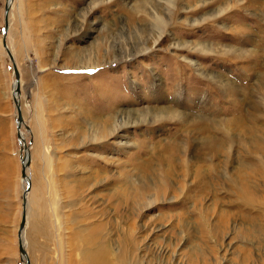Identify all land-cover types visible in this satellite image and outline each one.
I'll return each mask as SVG.
<instances>
[{
    "label": "rangeland",
    "instance_id": "rangeland-1",
    "mask_svg": "<svg viewBox=\"0 0 264 264\" xmlns=\"http://www.w3.org/2000/svg\"><path fill=\"white\" fill-rule=\"evenodd\" d=\"M93 1L0 0V264H264V0Z\"/></svg>",
    "mask_w": 264,
    "mask_h": 264
},
{
    "label": "bare ground",
    "instance_id": "bare-ground-1",
    "mask_svg": "<svg viewBox=\"0 0 264 264\" xmlns=\"http://www.w3.org/2000/svg\"><path fill=\"white\" fill-rule=\"evenodd\" d=\"M10 1L11 0H6V6H10ZM96 1V0H95ZM95 1H93L92 3V6L95 5ZM103 1H100L99 3H102ZM150 0H144L143 1V4H147L149 3ZM136 5V4H135ZM137 10L138 12H144L141 8V5L137 4ZM94 7V6H93ZM91 7V9L93 8ZM131 14H135L134 13V7H131ZM135 9V10H136ZM5 13V11H4ZM8 14V12H7ZM94 26H97V23H89L88 25V28L85 29L83 28L82 30L80 29V39L82 42H86L87 40L91 39L93 37V33H94V30H96ZM97 31V30H96ZM95 31V32H96ZM79 32V31H78ZM77 35V36H78ZM2 41V45H1V49H3V39L1 40ZM155 44V43H154ZM7 46V44H6ZM93 46V45H92ZM97 46V45H96ZM175 46V45H174ZM154 47V46H153ZM177 47V46H176ZM8 48V47H7ZM107 48V47H106ZM9 49V48H8ZM84 51H86V53H81L79 52L78 54V57L76 58V55H74L75 57V60L77 62L78 65H80V68H83V69H96L98 68L99 66H103V65H106L108 64L109 65V53H108V48L102 52V54L98 53L99 51L95 48H91V49H83ZM3 51L5 52V50L3 49ZM9 51V50H8ZM106 52V53H105ZM7 53V50L6 52ZM138 52H136L137 54ZM105 54V55H103ZM9 57V56H8ZM108 61V62H107ZM13 66H12V69L13 67L17 69V67L15 66L14 62H12ZM193 64V63H191ZM195 66V65H194ZM13 75H14V71H13ZM15 77V76H14ZM19 79V78H18ZM15 81V80H14ZM15 83L16 81L14 82L13 84V89H12V98L15 99ZM18 85H19V81H18ZM19 96H20V93H19ZM19 96L17 97V101L19 102L20 104V101H19ZM20 108H21V105H20ZM16 109V108H15ZM147 111V110H146ZM158 112H161V111H158ZM122 114H124L125 112H121ZM171 112L170 111H166L164 110V112H161L159 113L158 115H155L152 117V123H155L156 121L162 119L164 116H169ZM173 114V113H172ZM21 115H22V111H21ZM118 116L117 115V118L116 117H112V120L114 121V124L113 126L115 127H118L117 125L119 124L118 123ZM121 116V115H120ZM124 116V115H123ZM139 117L141 118H147L148 116V113L146 112H143V113H140L138 114ZM172 116V115H170ZM133 117V115H132ZM16 118H17V111H16ZM108 119H109V116H108ZM145 121V120H144ZM143 121V122H144ZM129 122V121H128ZM135 122V121H134ZM94 123V122H93ZM118 123V124H116ZM123 124V123H122ZM93 125V124H92ZM133 125V124H132ZM135 125V124H134ZM138 125V124H137ZM16 126H17V138L19 139V142L23 143V141L25 140V134L24 132L22 133L21 132V129H19L20 127L23 128L24 126V120H22L21 124H17L16 123ZM129 126V124H128ZM120 128H122L120 126ZM115 131H110L109 132V126L106 125L105 123H103L101 120H98L96 121V123H94V132H93V135L91 136V140H93L94 142L96 141H101L103 139H106V138H109V136H112L114 134ZM118 132V131H117ZM90 138V137H89ZM92 141V142H93ZM20 150H21V154H20V161H21V168H23L24 164L29 161L30 163V159H29V152H28V148L26 147V144H23V146L21 145L20 147ZM259 166V165H257ZM29 165L25 168L24 172H25V176H22L21 175V180L20 182L22 183V188H23V192H24V196L23 198H25V194H27L25 191H31V183L30 181L28 180V177L26 175V172H27V169H28ZM22 171V170H21ZM29 191V192H30ZM29 194V193H28ZM35 199H37L35 197ZM39 199V198H38ZM38 202V201H37ZM21 215H22V212H21ZM26 208H25V226H26ZM25 228V227H24ZM38 229V228H37ZM24 230V229H23ZM95 231L97 232L98 230L95 229ZM23 232V231H22ZM22 232L17 236L18 239L20 240V244L22 246V248L24 249L25 248V240H24V233L22 234ZM94 235V234H93ZM96 235V234H95ZM90 239L93 240L94 242V254L92 252V254L95 256V262L96 264H109L108 260H107V257L109 256V242L106 240L104 241V238H100V240H97L95 236H91ZM124 254H125V250H121L120 252H117V255H121L122 256V261H123V258H124ZM92 255V256H93ZM107 256V257H106ZM22 257H27V253L25 252V254L22 255ZM93 259V258H92ZM29 261L28 259L26 260L25 264H27ZM121 264H123L121 262Z\"/></svg>",
    "mask_w": 264,
    "mask_h": 264
},
{
    "label": "water",
    "instance_id": "water-1",
    "mask_svg": "<svg viewBox=\"0 0 264 264\" xmlns=\"http://www.w3.org/2000/svg\"><path fill=\"white\" fill-rule=\"evenodd\" d=\"M7 8H5V15L7 14L8 12V6H6ZM8 31V25H4V30H3V34L5 35ZM3 47L7 50V46H6V41H5V38L3 39ZM7 55L9 56L11 62H13V59H12V56L10 54L9 51H7ZM13 71H14V76H15V80H16V86H15V99H14V105H15V108H16V111H17V118H16V123L17 124H21L22 122V115H21V108H20V104L19 102L17 101V97L19 96V85H18V81H19V75H18V72H17V69L13 67ZM29 165V161H27L23 168H22V171H21V175L22 176H25V168ZM27 192V191H25ZM25 208H26V203H25V199L23 198V202H22V215H21V222L19 224V228H18V235L23 231L24 227H25ZM19 251L21 252V254H25L21 244H20V241H19ZM28 264V263H27Z\"/></svg>",
    "mask_w": 264,
    "mask_h": 264
}]
</instances>
